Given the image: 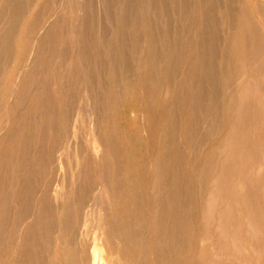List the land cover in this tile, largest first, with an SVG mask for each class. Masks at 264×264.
I'll use <instances>...</instances> for the list:
<instances>
[{
  "label": "bare ground",
  "instance_id": "bare-ground-1",
  "mask_svg": "<svg viewBox=\"0 0 264 264\" xmlns=\"http://www.w3.org/2000/svg\"><path fill=\"white\" fill-rule=\"evenodd\" d=\"M3 1V6L13 13L9 26L0 30V109L13 97L6 107L13 115L33 82L29 76L34 73L32 63L39 51L35 49L32 53V46L46 23L42 24L40 11L43 0H35L27 14L22 12L26 5L22 0ZM192 1L179 0L182 8L179 10L187 12ZM169 2L150 0L146 11L154 18L152 23L161 15L170 18L175 13V6ZM131 4L134 0H125L123 8ZM194 5L198 8L194 14L199 17L195 31L184 34L177 30L182 48L189 43L205 46L192 62H178L177 42L172 48L160 45V41L173 35L168 26L162 27L156 21L158 26L153 28L149 23L146 27L149 60L144 61L147 71L141 72V76L144 82L156 81L170 92L167 99L154 98L146 108L152 148L149 163L137 175L129 167H120L116 160L122 156V150L116 144L105 143V136L98 131L96 115L92 139L111 162L97 174L91 169L87 171L83 161L77 165V170L82 166L85 170L83 184L88 180L108 183L105 193L109 200L120 195L116 222L128 243L123 264H264V6L258 0H195ZM2 13L0 8V18ZM119 30L120 38L110 42L106 54L111 87L115 77L123 74L117 64L121 62L126 71L132 72L137 58L133 52L126 54V43L121 40L125 30ZM137 35L135 31L131 36L136 44ZM80 52L82 61L91 59L84 49ZM217 54L218 64L209 58L214 59ZM139 59L136 61L141 64ZM178 71L184 77L174 84V73ZM61 76L64 77L63 73ZM223 85L235 88L231 92ZM112 92L117 96L112 88L110 99ZM61 96L63 102L69 98ZM49 102L57 104L58 97L48 95L46 89L36 91L26 113L33 119L24 127H30L36 141L51 138L55 143L58 132H65L67 116H54L50 111V115H45ZM201 103L205 105L203 110L198 109ZM61 118L62 125L58 122V127L52 128L49 123V128L45 127L49 120ZM202 126L207 129L205 134L200 132ZM2 137L0 134V146ZM22 148L24 138L18 136L9 153L21 155L23 161ZM6 153L3 158L0 151V170ZM35 155L31 158L32 167L39 168L43 177L45 159L39 156L40 164ZM19 165L8 171L11 172L8 179L0 178V235L9 232L10 246L16 241L10 252L16 253V260L4 261L0 257V264H98L97 246L90 253L81 251L77 239L83 223L82 210L90 200V185L83 188V184L77 187L71 183L62 163L58 165L60 174L53 192L58 209L51 210L45 202L41 203L36 221L17 232L16 223L26 217L23 211L16 213V190L8 181L12 177L11 181L16 182V173L22 168ZM108 177L110 180L106 182ZM31 187L34 185L30 184ZM138 192L141 199L136 197ZM46 198L44 191L43 201ZM97 202L95 197L88 203L89 213ZM24 209L29 210V206ZM32 235L39 239L38 244L31 240ZM32 246H38L40 252H35ZM25 249L29 251L26 253ZM20 252L27 257L25 260H21Z\"/></svg>",
  "mask_w": 264,
  "mask_h": 264
},
{
  "label": "rangeland",
  "instance_id": "rangeland-1",
  "mask_svg": "<svg viewBox=\"0 0 264 264\" xmlns=\"http://www.w3.org/2000/svg\"><path fill=\"white\" fill-rule=\"evenodd\" d=\"M22 1L26 4L22 12L27 14L35 0ZM258 1L264 6V0ZM124 2L125 0H43V4H41L42 8L40 11L43 13L42 24L46 23V25L40 30L38 37L34 38V45L32 42V53L35 52V49L39 51V56L33 59L35 62H31L34 73L32 72L29 77L32 78L33 82L13 115L6 108L13 101V97H10L7 105L0 109V119H2L0 125L2 131L0 134L3 136L0 146V151L3 154H1V157L4 158L7 152L6 159L3 160L1 165L0 178L6 179L11 176V172L8 173L9 170L12 171L11 169L15 168L16 165H22V168L16 173V182L11 181V177L10 181H8L9 184L6 183V185L14 186L16 190V213L23 211L24 217H26L24 221L16 223L17 232L23 231L26 227L25 225H30L36 221L41 203L44 204L45 202L46 208L50 207L51 210L58 209L59 202L56 201L53 192L55 181L60 174L58 167L60 163L63 164L62 167H64L65 174L68 173L70 182L76 183L75 185L79 187L86 181L83 166V170L82 168L77 170V165L81 161L84 164L86 163L87 171L91 169L94 174L100 172L105 165L108 166V163L111 162L108 155H105V152L102 153L101 148L92 139L94 137H92L93 134L91 133L93 131L92 128L96 125L94 121L96 115L99 117L98 131L103 137L105 136V143L109 146L116 144L122 150V156H118L116 160L120 167H129L131 173L137 175L142 167L149 163L152 148L148 138V114L146 108L152 102V99L165 100L170 93L156 81L152 82L149 80L144 82V76H141V72L144 74L147 71L144 61L149 60L146 56L147 42L145 40L146 27H148L149 23L153 24V28L158 25L170 28V33L173 34L171 38L166 37L159 43L160 45L164 43L172 48L174 42H177L179 45L176 44L178 46L175 52L178 62H192L195 54L205 49L204 45L201 44L196 47L194 43H189V45L187 44L188 46L182 48L179 42L182 37L177 36L178 29L180 33L184 34L195 31V22L199 18L194 14L196 10L198 11L197 6L194 5L195 0L190 2L187 12L184 13L179 10L181 8L179 0H168L169 4L175 6L173 11L175 13L170 18L165 17V15L159 16L156 19L159 22L158 25H155V20L152 23L151 20L154 18L146 11L149 10L150 0H134V4L137 3L136 5L131 4L130 7L123 8ZM3 5H5L4 1L0 0V8H3L0 18V30H5L9 26L13 13L8 9V6L4 7ZM121 27L125 30L121 40L126 43L124 47L126 54L133 52L137 57L136 60L140 58L138 61L141 60L142 63L140 64L134 59L132 72L126 71L121 62L118 63L117 69L121 68L123 74L115 77V83L111 87L107 73L110 66L107 61L109 58L106 57V54L110 42L116 37L120 38L118 30ZM135 31L138 33L137 44L131 38ZM221 34L223 37L225 32L222 31ZM83 49L87 54L90 53L87 58L91 59L87 62L81 59L80 51L82 50L83 52ZM209 58L214 62L216 61L215 63L217 64L220 63L218 54L214 59L212 57ZM9 61L7 64H9ZM142 64L144 67H142ZM180 71L174 73V84L179 83V80L184 77ZM61 73H63L64 77L61 76ZM60 77L64 80L62 85L59 84ZM234 86L231 88L224 86V88L227 90L230 88L229 91H231L235 88ZM112 88L117 92V96L112 92L113 98L110 99L109 93ZM45 89L48 95L58 97L57 104L55 102L53 104L52 102L47 103L48 110L45 111L47 112L45 115L49 114L50 111L54 116H61V114L62 116H67L65 118V122H67L64 128L65 132L63 130L58 132V137L55 136L57 139H54L55 143H53L51 138L49 140L41 139V142L36 141L30 127H27V129L24 127L29 124V119L30 121L33 119L31 114H26L29 112L28 108L33 94L36 91H45ZM61 94L69 95V98L63 102ZM99 101L100 103H98ZM66 105L67 109L65 108ZM204 107V103H201L198 109L203 110ZM61 120L62 118L56 121L49 120L45 127L49 128V123H51L50 126L55 128L58 122L59 125L61 124ZM57 130L59 129L57 128ZM206 131L205 126H202L200 132L205 134ZM18 136H23L25 142V148H22L25 152L23 161L21 160V155L17 157V155L13 156L9 153L10 146L18 139ZM34 155L38 157L37 162H41L40 164H42L41 158L45 159V174L47 176L43 174V177H40V169L32 167L31 158ZM80 172H82L81 176ZM78 173L79 176L77 175ZM109 180L110 177L106 178V182H109ZM101 183L95 184L88 180L82 185L83 188L86 185H90V200H88V203L91 204V200L95 197L98 198V202L92 213L87 211L88 203L82 210V215H84L81 216V222L83 223H80L77 236L78 246L82 248L81 251H87L88 253L97 246L95 251L99 257L98 264H123L128 255L126 251L128 247L126 244L128 243H126L127 240L118 230L119 224L117 225L116 222L118 220L115 213L117 211L116 204L119 202L120 195L115 196V200L112 198L109 200L110 198L105 193V190L108 189V183ZM30 184L34 185V187L30 188ZM30 189H32V192L29 191ZM98 189L100 190L98 191ZM44 191L47 194L45 201H43ZM118 192H121V189ZM136 197L141 199V193H136ZM26 202L29 203L27 204ZM24 205L25 207L26 205L29 206V210L24 209L25 207L22 208ZM53 235L56 236L55 234ZM10 237L9 232L0 235V250L2 254L0 257L4 261L16 260V253L12 251V254H10L12 246L15 247L16 245V241L10 246ZM30 238L31 240L34 239L36 243L39 241L33 235ZM51 238L49 239L50 241ZM32 248L35 252H40V250H37L39 249L38 246H32ZM24 251L27 253L29 250L25 249ZM20 257L21 260L27 258L21 252Z\"/></svg>",
  "mask_w": 264,
  "mask_h": 264
}]
</instances>
